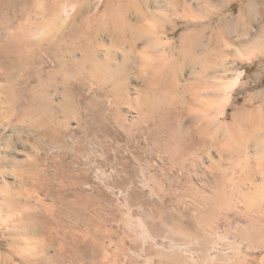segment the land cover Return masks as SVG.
<instances>
[{"label":"rangeland","instance_id":"374dc122","mask_svg":"<svg viewBox=\"0 0 264 264\" xmlns=\"http://www.w3.org/2000/svg\"><path fill=\"white\" fill-rule=\"evenodd\" d=\"M215 1L217 0H134L131 9H120L118 12L124 20L127 19L125 21L134 25L140 23L136 26L143 36H150L152 39L156 36L154 40H157L163 35V31H167L170 40L177 47L180 46V40L184 36L191 34L200 36L206 26L211 27L209 32L214 31L215 41L218 37L225 39L223 25L229 21H241L237 35H241L239 37L241 40L244 39L243 41L249 40L259 29L264 30V18L261 16V13H264V0L255 2L224 0L212 6ZM113 2L114 0H90L88 5L92 8L99 6L102 13L105 6L112 5ZM88 5L82 8L83 14L88 11ZM208 7L212 8V11ZM251 13H258L257 21L247 35L244 34L243 22ZM164 19L168 21V25L163 29L160 22ZM70 26L69 18L57 31L63 32ZM110 27L109 31H101L102 35L112 33L113 28L111 25ZM237 35L233 33L231 36L236 42ZM262 35V48L254 49L258 50L254 53L249 49L237 55L234 43L230 44L227 54H221L215 49L209 69V73L216 76L213 81V90L216 93L215 114L219 115L222 109L228 107L223 123L232 125L237 122L235 127L240 131L243 127L244 132L250 128L244 126L246 122L252 121L258 125L259 120L264 118V34ZM30 38L33 41L37 39V37ZM42 45L46 47L47 44L42 41ZM42 55L35 64L34 70L41 65L47 69L54 66L50 56L45 53ZM131 71L134 73H131L133 78L130 76L132 79L130 78L129 92L133 97L136 96V89H141L143 82L134 77V69ZM183 73L185 75L187 70ZM1 75L2 71H0ZM15 79L20 87V93L17 111L13 116L7 105L8 100L4 97L5 92L0 89V156L7 154L8 160L12 158L26 160L28 155H32L36 160V169L41 173L40 185H34L31 192L29 189L20 201L29 203L38 219L51 218L52 214L60 219L61 213L67 211L66 206L59 201L61 196L67 202L77 203L81 207L82 219L93 218L96 224L98 223L96 219L106 220L104 229L114 231V239L126 243L132 261L121 257L118 264L264 263V246L260 242L262 236H258L260 239L257 237L255 239L250 234L245 219L248 211L241 200L236 198L232 200V206L220 205L221 210H212L211 206L202 208L195 199L196 193L199 196H207L215 190L217 172L237 170L239 176L242 167L218 158L219 152L217 153L216 150L211 153L210 159L199 153L203 159L205 157L203 162L206 163L202 162V165L193 166L191 160L186 165L170 163L168 154L166 155L161 147H157L152 137L155 123L145 121L137 104H134L135 101L131 102L132 99L130 102H122L116 107L112 97H109L110 100L104 99L105 92L100 96L107 128L103 129L100 121H97L92 128L90 121L93 116L87 108L82 107L79 109L80 118L70 120L69 132L65 133L64 140L59 139L54 146L47 131H32L29 128L30 123L25 122L26 120L23 123L21 119V111L31 99V86L34 89L36 85L32 79V72L27 73L26 70L18 68L15 70ZM1 86L2 80H0ZM60 102V96L56 95L53 99L52 111L58 121L65 119L60 109ZM54 130L56 133L61 131L58 125ZM225 134L230 136L228 131ZM218 161L221 164H217ZM261 168L264 170V165L259 169ZM14 169L16 168L0 165L1 186L20 181L15 176ZM168 182L177 185L170 186ZM230 186L229 190L232 188V185ZM246 187L248 188V184ZM2 201L0 193V208ZM5 209H0L2 215L9 213V210ZM252 214L257 215L255 212ZM202 216H205L204 219ZM152 221H155L161 230V233L154 237L150 234ZM176 223H181L187 232L194 233L198 229L200 235L188 234L178 229ZM50 226L52 234L56 237L54 242L49 241L48 238L45 240L43 229L36 228L38 230L31 236L32 249L29 250L22 243L20 249L33 253L28 264H94L93 256H98V253L93 252L89 255L90 262L87 260L84 261L85 263L75 261L70 253H66L65 257L60 255L62 249L60 244L65 235L70 240L69 235L73 233L87 234L90 231L87 224L78 223L75 215L69 214L68 217L62 218L61 229H57L54 224ZM10 231L11 226L0 224V255L11 256L10 249L14 236H11ZM10 238L12 239L9 240ZM135 239L144 245V249L141 248L139 253L132 247ZM147 241L154 244L161 253L147 254L145 251ZM113 250L115 247L108 249V251ZM99 257H102V254ZM15 263L26 264L19 258L15 259ZM101 264L109 263L102 260Z\"/></svg>","mask_w":264,"mask_h":264},{"label":"bare ground","instance_id":"6f19581e","mask_svg":"<svg viewBox=\"0 0 264 264\" xmlns=\"http://www.w3.org/2000/svg\"><path fill=\"white\" fill-rule=\"evenodd\" d=\"M89 1L0 0V71H2L0 89L5 92L4 97L8 100L11 116L16 113L19 103L20 87L15 79V70L18 68L26 70L27 73L32 72V79L36 82L34 89L31 86V99L22 109L21 119L23 123L24 120L30 123L29 128L32 131H47L54 146L59 139L64 140L65 133L69 132L70 120L80 118L79 109L82 107L87 108L93 116L90 121L92 128L97 121L101 122L103 129L107 128L104 123L105 113L101 107L100 94L103 92L106 93L104 99L112 97L116 107L133 99L131 102L135 101L134 104H137L145 121L155 123L152 137L157 147H161L166 155L168 154L170 163L186 165L191 160L193 166L202 165L205 159L202 156L210 159L211 153L216 150L219 152L218 158L242 167L239 176L237 170L217 172L215 190L207 196H199L196 193L195 199L202 208L211 206L212 210H221L220 205L232 206V200L236 198L241 200L248 211V216L245 217L248 230L255 239L262 236L260 242L264 246V170L259 169L264 165V118L259 120L258 125L252 121L246 122L244 126L250 127L247 133L243 127L244 131L235 127L237 122L232 125L223 123L228 107L222 109L219 115L215 114L216 93L213 90V81L216 76L209 73L215 49L225 54L230 44L234 43L237 55L249 49L254 53L258 51L254 49L262 48L264 30L259 29L249 40L243 41L241 35H237L241 21H229L223 25L225 39L218 37L215 41L214 31L209 32L211 27L206 26L200 36L196 34L184 36L177 47L170 40L167 31H163V35L154 40L156 36L152 39L150 36L141 35L140 29L136 26L140 23L134 25L120 16L118 11L128 10L134 0H114L112 5L105 6L102 13L99 6L90 7ZM222 1L224 0L215 1L212 6ZM87 5L88 11L83 14L82 8ZM210 10L212 11V8ZM218 12L220 14V11ZM257 15L258 13H251L245 19L244 34L250 33L257 21ZM261 16L264 18V13H261ZM69 18L70 28L59 33L57 30ZM167 22L166 19L160 22L163 29L167 27ZM110 25L113 28L112 33L102 35L101 31H109ZM188 27L189 25L186 26ZM233 33L238 36L237 42L231 38ZM30 37L37 39L33 41ZM161 38L168 41L163 42ZM42 41L46 42V47H43ZM43 53L52 58L54 66L47 69L41 65L34 70ZM132 69L135 70L133 76L143 82V86H140L139 90L136 89V96L133 97L129 92L131 73H134ZM184 70H187L185 75ZM56 95L61 98L60 109L65 117L62 121H58L52 111ZM242 123L244 124L243 121ZM56 125L59 126L60 133L54 130ZM227 131L230 136L225 134ZM219 134L224 135L222 137ZM7 158V154L0 156V165L15 167L14 174L20 181L0 185L3 200L0 209L9 210L6 215L0 213V224L11 226L10 234L14 236V239H9L13 240L11 256L0 255V264H16V258L28 264L33 254L31 251L28 252L33 247L31 236L38 230L36 228L43 229L45 240L48 238L54 242L56 237L52 234L50 224L61 229L62 218L68 217L69 214H74L78 223L87 224L90 231L83 235L73 233L69 235L70 240L65 235L60 244L61 256L70 253L75 261L85 263L87 260L90 262L89 255L94 252L98 253V256H93L94 264H101L102 260L109 264H118L121 257L132 261L126 243L123 240H115L114 231L104 229L106 220L96 219L98 222L96 224L93 218L82 219L81 207L77 203L67 202L62 196L59 201L66 206L67 211L61 213L60 219L53 214L51 218L38 219L29 203L20 201L29 189L31 192L34 185H40L41 173L36 169V160L32 155H28L26 160L12 158L9 161ZM219 161L216 163H225ZM252 212L257 215L254 216ZM204 217L202 216V219ZM176 225L178 229L187 232L181 223ZM199 231L197 229L194 233L190 231L187 233L199 236ZM160 233V227L155 221L151 223L150 234L154 237ZM22 243L29 250L20 249ZM143 246L136 239L132 244L138 253ZM111 247H115V250L108 251ZM145 251L147 254L160 252L148 241ZM100 254L102 257H99Z\"/></svg>","mask_w":264,"mask_h":264},{"label":"crops","instance_id":"0c3cea01","mask_svg":"<svg viewBox=\"0 0 264 264\" xmlns=\"http://www.w3.org/2000/svg\"><path fill=\"white\" fill-rule=\"evenodd\" d=\"M167 184L170 185V186H176V185H177V184H175V185H171L170 182H168Z\"/></svg>","mask_w":264,"mask_h":264}]
</instances>
